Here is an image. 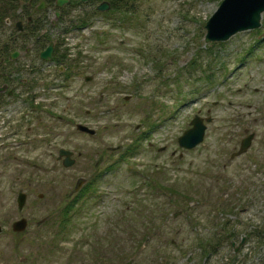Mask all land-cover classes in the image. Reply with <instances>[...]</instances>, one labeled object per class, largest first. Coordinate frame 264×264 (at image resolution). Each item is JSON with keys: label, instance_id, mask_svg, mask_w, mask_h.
Listing matches in <instances>:
<instances>
[{"label": "rangeland", "instance_id": "obj_1", "mask_svg": "<svg viewBox=\"0 0 264 264\" xmlns=\"http://www.w3.org/2000/svg\"><path fill=\"white\" fill-rule=\"evenodd\" d=\"M99 1L69 0L55 19L53 0L37 14V34L66 53L61 75L32 55L46 45L22 44L32 48L20 59L32 63L43 101L58 94L57 109L50 104L43 116L57 134L49 136L76 163L64 168L52 145L47 155L32 146L17 163L45 167L0 168V214L14 216L17 191L34 183L24 209L34 225L24 235L10 226L0 233V264H264V28L205 43L221 0H134L124 13L97 11ZM16 20L6 18L0 41ZM196 114L211 117L203 142L182 149L177 138ZM250 133L249 149L231 158ZM80 180L95 192L73 205ZM47 213L65 214L74 228L63 241L35 224Z\"/></svg>", "mask_w": 264, "mask_h": 264}, {"label": "flooded vegetation", "instance_id": "obj_2", "mask_svg": "<svg viewBox=\"0 0 264 264\" xmlns=\"http://www.w3.org/2000/svg\"><path fill=\"white\" fill-rule=\"evenodd\" d=\"M68 3L69 0H67L65 4ZM45 4V8L50 6L49 2H46ZM62 9L64 8L61 7L59 9V15L57 19L60 18V16L63 14ZM22 11L23 9L20 8V12L23 14ZM23 15L26 16L25 14ZM26 17L27 22L32 19L31 16ZM23 22L24 21L22 19V30L25 29V22ZM51 24L54 25L55 22L51 21ZM9 38L15 42L19 41L20 44H14L16 45L15 50H17L18 47V55L15 58L11 57L13 51H8L6 53L0 52V168L45 167V165L43 164L17 163L18 159L16 153H22V148L28 147V149H26L25 151L27 152V154H29L31 151H33L32 146H36L38 150L37 152L39 154L47 155L48 145H52V147H54V149L58 151L56 161L59 162L62 167H64V156H60V150L65 147H63V145H60L59 142L52 140L51 137L55 135V133L53 132L54 128L51 126L48 130V121L43 120V116L45 112L48 111V106L50 104L53 110L57 107L58 102H55L54 99L58 98V94H53L54 98L50 101V103L43 101V95L38 93V91L35 89L37 84L33 83V81L31 80V76H29L30 72L33 69L32 63L31 66L28 67L29 65L25 64V62L20 59L21 54H23V52L21 51L23 47H25L24 53L31 52L32 48L30 49L21 44L22 40L25 39L26 41L27 39H31V37L12 36ZM32 55H37L35 58L38 59L39 64L44 65L45 67L51 66L55 68L57 65L56 71H58V75L62 74L61 72L63 71V66L59 58L55 56V52L52 53L51 60H43L40 57V52L33 53ZM23 72L26 76H29V79L27 77L20 78ZM33 72L37 73L36 70H34ZM56 87L58 88V84H56ZM46 115L48 117L49 113H46ZM51 117L54 118V115H52ZM56 118L60 122L63 121L62 115L57 114ZM56 136L57 134L55 135V137ZM71 151L73 153L71 157H73L74 159V151ZM77 156H81V153L78 152ZM16 180L19 182V177H17ZM4 183H6L7 185H5L3 191H10L12 188L11 185L7 183V181H4ZM33 184L34 183H32L31 180H27L26 182H24V185L21 187V189L17 191L15 198L17 211L15 212L14 216L5 213L0 214V233H2L5 229L9 228L10 226L11 231L16 235L17 233H19L20 235H24L28 228L31 225H34L33 215L29 212H25L24 210L29 199L34 198L32 189L34 186ZM85 184L86 181L80 180L78 184L74 187L73 191L70 193L69 196L72 197L74 204L77 203V201L80 199V194ZM20 195H24V197L21 198V207L19 206ZM37 197L38 199H42L43 193H39ZM51 215H55L56 219H50L49 217ZM63 215L65 214L47 213V215H44L40 218H38V216L36 215L37 220L35 221V224L37 226L47 224V226L51 229L52 233L57 234H55L57 236V242L59 240L63 241L65 238V234L68 231L74 230V228L68 227L69 225H67L65 222L67 220V217ZM17 221H22V223L25 224L24 229L19 231L14 229V223H16ZM249 234H252V231ZM47 242H49V240ZM73 246L74 250H76V248L79 246V242L76 241Z\"/></svg>", "mask_w": 264, "mask_h": 264}, {"label": "water", "instance_id": "obj_3", "mask_svg": "<svg viewBox=\"0 0 264 264\" xmlns=\"http://www.w3.org/2000/svg\"><path fill=\"white\" fill-rule=\"evenodd\" d=\"M66 0H58L57 5L62 6ZM44 6L41 3L37 8L42 9ZM109 3L107 1L101 2L97 9L100 11L108 10ZM264 12V0H222L217 9L207 19L204 28L206 33L204 35V42H223L227 41L231 36L238 32L252 30L261 26L262 14ZM58 14V13H57ZM19 26L20 23H17ZM20 28V27H19ZM53 51V46L50 44L40 56L42 59H50ZM18 52L11 54L15 58ZM85 80H89L86 77ZM211 117L202 118L195 115L190 121V127L185 130L182 135L177 138L178 145L184 149H192L203 141L206 124L210 122ZM76 128L82 132L93 135L95 130L83 124H77ZM253 133L244 137L240 142V147L233 155H240L245 152L251 145ZM71 151L66 149L60 150V156H65L63 165L65 167L71 166L74 163L70 159ZM232 155V156H233ZM24 195H20L19 206H22V199ZM25 224L22 221L14 223V229L19 231L24 229Z\"/></svg>", "mask_w": 264, "mask_h": 264}, {"label": "trees", "instance_id": "obj_4", "mask_svg": "<svg viewBox=\"0 0 264 264\" xmlns=\"http://www.w3.org/2000/svg\"><path fill=\"white\" fill-rule=\"evenodd\" d=\"M41 0H0V28L4 26V19L6 17H9L13 15L14 17H18L19 15L16 13L17 9L22 8L23 14L26 16H31L32 19L30 21H26L25 29L18 32L17 30H14L16 35L23 36L27 30V33L30 34V36L35 37V42L38 43V45H45L47 42L51 40V38L48 35H41L37 34L41 29V20L35 16L34 13H37L34 9L35 2H38ZM45 2L51 3L53 0H44ZM95 1V0H94ZM134 0H110L112 5V10L117 12L124 13L125 11L131 9L133 6ZM24 5V6H22ZM128 10V11H129ZM22 14V13H20ZM34 15V16H33ZM262 27L264 28V15L262 17ZM15 36V35H14ZM17 42L11 41L9 39L0 41V52H8L15 48ZM67 51V49H65ZM60 57H65L66 53L62 52ZM91 184L85 185L81 191V193H88L91 195L93 193ZM72 207V205H71ZM67 210L65 209V212Z\"/></svg>", "mask_w": 264, "mask_h": 264}]
</instances>
